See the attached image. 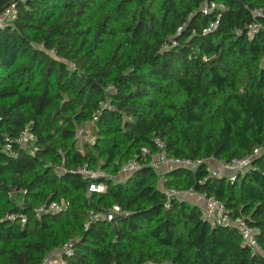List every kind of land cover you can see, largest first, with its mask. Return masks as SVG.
I'll list each match as a JSON object with an SVG mask.
<instances>
[{
    "label": "trees",
    "instance_id": "1",
    "mask_svg": "<svg viewBox=\"0 0 264 264\" xmlns=\"http://www.w3.org/2000/svg\"><path fill=\"white\" fill-rule=\"evenodd\" d=\"M11 4L18 16L0 28V264H43L69 243L61 264H264V0H0V15ZM86 124L95 140L80 149ZM26 128L35 141L21 146ZM155 138L201 163L160 175L142 155L157 152ZM256 148L235 181L211 175L208 161ZM131 160L141 168L121 179ZM84 165L111 177L98 180L105 191L88 194L70 173ZM172 189L223 202L258 250L189 200H168ZM114 207L111 222L91 220Z\"/></svg>",
    "mask_w": 264,
    "mask_h": 264
},
{
    "label": "built area",
    "instance_id": "2",
    "mask_svg": "<svg viewBox=\"0 0 264 264\" xmlns=\"http://www.w3.org/2000/svg\"><path fill=\"white\" fill-rule=\"evenodd\" d=\"M214 4L212 5V8ZM210 11L207 6L204 10L205 13ZM257 15H261V12H257ZM18 16V8L16 4L9 5L0 15V28H3L7 24H12ZM217 24H212L211 27L207 31H212L216 29ZM250 36H254V34L258 31V27L255 25L250 26ZM53 53V51H52ZM100 116V111H97L93 115L92 124L98 122ZM35 141V135L26 128L21 135L17 138L16 143L25 146L28 143H32ZM154 144L157 148L156 153H152L149 148H144L142 150V155L145 157V160L148 161V165L151 166L155 171H157L160 175V170L164 168L166 171L175 168H185L189 170H194L201 162L185 160V159H177L172 156H169L166 151V146L164 142L160 138L154 139ZM11 146L8 145L6 147V151H10ZM261 153L260 148L254 149L251 155H248L244 158H236L230 162H216V169H210L209 171L214 177H223L228 175L230 180L235 181L237 177L241 174H244L251 168L253 160L259 156ZM145 161V162H147ZM144 162V163H145ZM141 168V164L137 160H131L121 167L120 174L127 177L137 172ZM70 173L81 176L84 180L89 181L88 185V194L91 193H100L105 190V186L102 182H98V180H103L106 178H111L107 173L102 170H91L87 165H84L78 168L75 171H71ZM163 175V174H162ZM165 195L168 200L173 198L178 199H187L192 204L199 206L203 213V218L205 221L211 223L214 226H222L229 229H233L239 233L243 242L251 247L253 250H258L255 242V232L247 222L243 218H233V216L228 212L226 206L223 202L217 200L214 197H207L204 194L196 193L192 190L187 192H181L176 189L165 191ZM69 204L66 202H62L60 204L53 203L48 209L42 208L39 210L40 213L52 212V213H60L64 210L68 209ZM121 210L118 207H114L107 213H96L91 212L90 217L92 221H99L101 219H106L111 222L113 217L116 214H119ZM25 221V220H24ZM74 253L73 247L71 243L65 245L63 249L58 253L56 258H58L60 262L55 261L56 264H60L64 257L72 256ZM48 258L44 261L43 264H50Z\"/></svg>",
    "mask_w": 264,
    "mask_h": 264
},
{
    "label": "rangeland",
    "instance_id": "3",
    "mask_svg": "<svg viewBox=\"0 0 264 264\" xmlns=\"http://www.w3.org/2000/svg\"><path fill=\"white\" fill-rule=\"evenodd\" d=\"M72 67H74V66H72ZM77 132H78V147L80 149H81L84 142H93L95 140L92 124H86L82 127H79ZM216 164L217 163H215L213 161H208L209 166H211V165L215 166ZM160 185L162 186V184H160ZM56 260L58 261L59 259L56 258L55 253L48 258V261L51 262L50 264H56L55 263ZM58 262H60V261H58Z\"/></svg>",
    "mask_w": 264,
    "mask_h": 264
},
{
    "label": "crops",
    "instance_id": "4",
    "mask_svg": "<svg viewBox=\"0 0 264 264\" xmlns=\"http://www.w3.org/2000/svg\"><path fill=\"white\" fill-rule=\"evenodd\" d=\"M216 167H217V165H215V166H213V165H211L210 166V169H216ZM164 172H166V170L164 169V168H162L161 170H160V173H161V175L164 173ZM121 179H124L125 178V176H123V175H121V177H120ZM163 181H164V178H160V184H162L163 185ZM162 187V186H161ZM105 191V190H104ZM61 250H57V251H55L54 253L56 254V256L58 255V253L60 252ZM54 253H52L51 255H53ZM50 255V256H51Z\"/></svg>",
    "mask_w": 264,
    "mask_h": 264
}]
</instances>
